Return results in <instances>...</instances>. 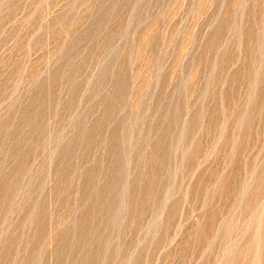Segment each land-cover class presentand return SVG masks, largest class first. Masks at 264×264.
<instances>
[{
  "label": "rangeland",
  "instance_id": "rangeland-1",
  "mask_svg": "<svg viewBox=\"0 0 264 264\" xmlns=\"http://www.w3.org/2000/svg\"><path fill=\"white\" fill-rule=\"evenodd\" d=\"M0 264H264V0H0Z\"/></svg>",
  "mask_w": 264,
  "mask_h": 264
}]
</instances>
